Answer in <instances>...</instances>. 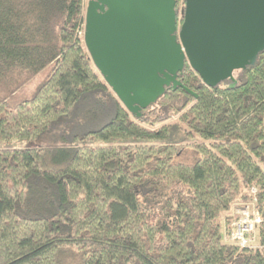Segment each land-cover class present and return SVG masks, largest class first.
<instances>
[{
	"label": "trees",
	"instance_id": "16d2710c",
	"mask_svg": "<svg viewBox=\"0 0 264 264\" xmlns=\"http://www.w3.org/2000/svg\"><path fill=\"white\" fill-rule=\"evenodd\" d=\"M84 9L0 0V264H264V50L233 86L185 62L196 96L169 85L133 116L91 61ZM235 201L260 217L245 245Z\"/></svg>",
	"mask_w": 264,
	"mask_h": 264
},
{
	"label": "water",
	"instance_id": "95a60500",
	"mask_svg": "<svg viewBox=\"0 0 264 264\" xmlns=\"http://www.w3.org/2000/svg\"><path fill=\"white\" fill-rule=\"evenodd\" d=\"M87 0L83 41L91 61L133 115L154 102L185 62L215 86L264 50V0ZM179 14V13H178Z\"/></svg>",
	"mask_w": 264,
	"mask_h": 264
},
{
	"label": "built area",
	"instance_id": "2783aa9c",
	"mask_svg": "<svg viewBox=\"0 0 264 264\" xmlns=\"http://www.w3.org/2000/svg\"><path fill=\"white\" fill-rule=\"evenodd\" d=\"M254 198L252 201L254 202ZM253 202L241 203V213L235 216L228 224L229 237L232 241L241 245L248 244L251 239V233L254 231L256 224L260 221L258 211L253 206Z\"/></svg>",
	"mask_w": 264,
	"mask_h": 264
},
{
	"label": "rangeland",
	"instance_id": "374dc122",
	"mask_svg": "<svg viewBox=\"0 0 264 264\" xmlns=\"http://www.w3.org/2000/svg\"><path fill=\"white\" fill-rule=\"evenodd\" d=\"M84 1L86 2V0H84ZM50 70H51V65L46 66L45 68H43L39 73H37L28 82H26L21 88H19L11 96H9L8 97V102L10 104H15V103H17V102H19L21 100H24V99H27V98L31 97L33 95V93L35 92V90L45 81V79L47 78ZM241 203L242 202H240V201H235L232 204V207L230 208L229 212L226 213V214H228L230 217H234V215L235 216H239V214L241 213L240 207H242V206H240ZM242 204H244V203H242ZM232 219L233 218H231V220ZM219 221H220V224H221L222 239L223 240H225V239L227 240L228 238L224 235V221H223V217H220ZM229 239H230V237H229ZM252 240L253 241L251 242V244H253V243L255 244V242H256L255 236L253 237Z\"/></svg>",
	"mask_w": 264,
	"mask_h": 264
},
{
	"label": "flooded vegetation",
	"instance_id": "af4514ba",
	"mask_svg": "<svg viewBox=\"0 0 264 264\" xmlns=\"http://www.w3.org/2000/svg\"><path fill=\"white\" fill-rule=\"evenodd\" d=\"M86 4H87V0H86V2H85V6H86ZM182 8H183V7H180V8H179V10H178V12H179V15H181Z\"/></svg>",
	"mask_w": 264,
	"mask_h": 264
}]
</instances>
